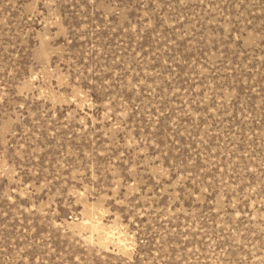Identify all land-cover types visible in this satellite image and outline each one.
<instances>
[{"label": "rangeland", "instance_id": "rangeland-1", "mask_svg": "<svg viewBox=\"0 0 264 264\" xmlns=\"http://www.w3.org/2000/svg\"><path fill=\"white\" fill-rule=\"evenodd\" d=\"M0 264H264V0H0Z\"/></svg>", "mask_w": 264, "mask_h": 264}]
</instances>
